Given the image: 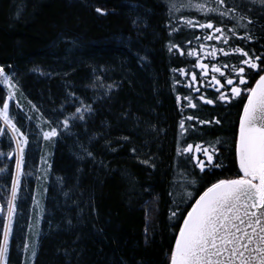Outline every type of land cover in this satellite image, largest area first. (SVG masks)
I'll return each instance as SVG.
<instances>
[{
  "label": "trees",
  "instance_id": "16d2710c",
  "mask_svg": "<svg viewBox=\"0 0 264 264\" xmlns=\"http://www.w3.org/2000/svg\"><path fill=\"white\" fill-rule=\"evenodd\" d=\"M181 1L0 0V66L18 81L10 116L29 139L8 264H23L43 130L55 127L58 135L33 264H168L179 217L193 199L211 183L240 175L233 144L237 114L212 125L227 133L216 143L220 167L201 173L177 154V142L186 143L176 101L179 75L172 71L179 58L168 48L182 15V7L172 5ZM236 1L253 21L248 31L264 59V5ZM6 97L0 84V106ZM87 106L83 120L73 118L77 107ZM11 136H0V152L15 148ZM0 168L6 169L0 172L2 240L15 157L0 156ZM177 204L178 217L170 219Z\"/></svg>",
  "mask_w": 264,
  "mask_h": 264
},
{
  "label": "snow or ice",
  "instance_id": "6c2138e0",
  "mask_svg": "<svg viewBox=\"0 0 264 264\" xmlns=\"http://www.w3.org/2000/svg\"><path fill=\"white\" fill-rule=\"evenodd\" d=\"M214 2L218 5L217 8H206L204 4H196L194 7L197 11L203 12L205 16L216 13L221 18L226 17L228 12L235 11L234 7L226 8L225 11L220 10V7L225 6V0H214ZM260 2L264 5V0ZM172 7L176 6L172 5ZM96 11L105 14L100 8H96ZM229 19H235V17H229ZM252 22L251 19L248 20L249 24ZM183 23L189 28L210 30L203 37H195L197 41L203 39L216 40L223 44L229 43L230 37L225 33L224 28L215 26L211 20L199 22L185 19ZM237 27H246V25H233L228 32L236 36ZM172 31L178 32L179 29L173 28ZM237 38L241 41L252 39L248 34L237 36ZM187 43L191 45L192 41L189 40ZM198 47L199 52L195 48H190L187 56L196 57L193 67L200 70L202 77L207 78L211 73L207 86L212 87L219 94L216 100L200 95L197 99L201 103L205 105H214L217 101L231 103L233 99H241L246 93V102L242 101L243 111L239 117L238 136L235 141V155L240 175L233 179H219L211 183L190 205V210L185 209L187 214L179 217L183 223L178 225L179 232L175 236V245L171 249L170 264H264V59L262 55L255 52L250 55L248 51L239 46L233 48L231 52L224 48H208L203 43H200ZM174 49L178 50L181 56L184 55V50L180 45L170 44L169 52ZM218 53H222L225 57L238 54L241 59L238 65L218 66L213 63L210 66L202 62V57H211L215 60ZM225 70L228 72L227 75ZM172 71L178 72L180 76L190 75L191 79L185 87L197 93L201 91L200 87H196L197 72L189 73L184 68L172 69ZM216 74L223 78V83ZM250 81H254V84ZM0 84L7 89V98L3 99L2 106H0V120L7 125V129L0 128V136L6 135L10 130L11 140L15 143V148L11 152L7 154L0 152V156H7L9 159L15 157V176L12 179L10 196L6 201L7 215L3 222V238L0 240V264H8L9 242L13 232V220L17 213L21 178L25 175V156L29 139L10 116L9 102L18 91L15 73L6 72L5 67L0 66ZM183 100L187 101V108L197 109V103L194 102L192 96H185ZM176 101L183 112L185 106L181 105L179 95L176 96ZM32 107L35 109V105ZM84 110L90 112L91 106L85 109L77 107L73 118L83 120ZM186 121L192 122V132L196 131L197 126L221 123L219 119L208 121L196 115L184 116L179 121V129L180 135L185 138L189 132ZM62 124L67 129L70 126V120L65 118ZM42 134L45 140H49L57 136L58 131L57 128L52 127L50 131H43ZM177 154L189 159L201 173H210L211 170L221 166L214 161L218 148L212 143L205 144L204 141H200L193 144L189 142L186 147H181L178 141ZM4 171L6 169L0 168V172ZM188 197L190 199L192 193H188ZM3 212L4 206L0 205V213ZM179 212L180 207L177 204V208L171 212L170 219L178 217ZM23 247L27 251L29 245L25 244ZM35 255V251H32V257Z\"/></svg>",
  "mask_w": 264,
  "mask_h": 264
},
{
  "label": "flooded vegetation",
  "instance_id": "af4514ba",
  "mask_svg": "<svg viewBox=\"0 0 264 264\" xmlns=\"http://www.w3.org/2000/svg\"><path fill=\"white\" fill-rule=\"evenodd\" d=\"M206 8L211 7V8H217L218 5L214 2V0H206ZM236 0H225V6L220 7L221 11H225L226 8H235L234 12H228L226 17L221 18L218 16L216 13H211L208 16H205L203 12L197 11L194 8H181L182 15H180L176 20L174 21V27L173 28H178V32H174V44L180 45V47L184 50V55L181 56L179 54L178 50H173L177 52L178 55V61H177V67L176 69L179 68H184L186 69L189 73L192 71L197 72V84L196 87H200L201 91L199 93L195 92L193 89H190L188 87H185V85L190 81L191 77L190 75L188 76H180L178 72H176L179 75V83L178 86L181 88V92L179 93V96L181 97V105H184L185 107L183 108V116L187 115H196L200 119L203 120H208V121H213L214 119H220V117L223 118H229V117H235L237 114V119H236V126L234 130V137H233V144H234V153H235V140H236V134H237V125H238V118L241 112V109L243 107V102H245L246 99V93L241 99H233L231 103H224V102H219L217 101L214 105H205L201 103L197 98L200 95H205L209 99L216 100L217 96L219 95L214 91V89L210 86H207V80H210L211 78V73L207 78L202 77L200 75V70L195 69L193 65L196 62V57H188L187 56V51L190 48H195L199 52V47L198 45L200 43H203L206 45V47L211 48V47H216V48H224L226 51L231 52V50L237 46L242 47L245 51H248L250 55L252 52H255L258 55H262L263 59V51L261 48V45L256 44L255 41L253 40V36L249 33L248 31V19H246L244 16H242V11L237 9L236 3H234ZM237 2V1H236ZM208 4V5H207ZM229 17H235V19H229ZM241 17H244L246 21L242 22ZM185 19H192L193 21H199V22H206L207 20H211L215 26L217 27H223L225 33L230 37L229 43L228 44H223L220 41L212 40V41H207L201 39L200 41H197L195 37H203L208 34V31L210 30H203L199 28H189L187 25L183 23ZM246 25V27H237V35L233 36L231 33L228 32V29L232 28L233 25ZM245 34H248L252 37L251 41L244 40L241 41L240 39L237 38V36H244ZM191 40L192 43L189 45L187 42ZM202 56V53H201ZM241 57H239L238 54L234 55H229L227 57L223 56L222 53L217 54V58L215 60L211 59V57L208 58H203L202 57V62L203 63H208L210 66L213 63H216L218 66H222L224 64H229V65H238ZM224 70V69H222ZM226 75L228 74L227 70ZM218 79H221V82L223 83L224 80L219 76V74H216ZM233 78L234 75H233ZM258 78V77H256ZM251 84H254V81H250ZM224 90V89H222ZM185 96H192L194 102L197 103V109L193 110L190 108L186 107L187 101L183 100V97ZM243 101V102H242ZM181 109V107L179 106ZM212 124H206L204 126H197L196 131L192 132L191 131V125L192 122L186 121V127L189 128V132L187 133V137H183V140L186 141L184 147H186L187 143L191 142L193 144L204 141L205 144L212 143L216 145L217 141H220L221 138H223L224 134H227L225 130L222 131H215L212 127ZM219 126V124H218ZM228 134H232L231 132H228ZM217 147V146H216ZM218 148V153L220 146ZM216 159V156L214 157V161ZM236 159V158H235Z\"/></svg>",
  "mask_w": 264,
  "mask_h": 264
},
{
  "label": "rangeland",
  "instance_id": "374dc122",
  "mask_svg": "<svg viewBox=\"0 0 264 264\" xmlns=\"http://www.w3.org/2000/svg\"><path fill=\"white\" fill-rule=\"evenodd\" d=\"M172 1H175V0H172ZM247 1H251V2L259 1L260 2V0H247ZM206 3H207L206 0H182L179 4H177L175 6L187 8V9L188 8L196 9L194 7L196 4H204L206 6ZM2 86L5 88L4 85H2ZM6 91H7V89H6ZM16 97H17V91H16V94L12 100H15ZM27 106H28V108H27L28 113H30V115H32V116L34 115L33 118L36 121V123L39 125L40 128H44V126H45L44 120L36 112H34V108L31 105L28 104ZM0 123H1V126L3 128L7 127V125H5L2 120H0ZM43 131H50V130H43ZM43 131H42V133H43ZM52 139L53 138H51L49 140H45L46 144H45V147H44L41 159H40L39 180H38L37 189H36L35 194H34L32 219L30 222L29 233H28L27 241H26V244L29 245V248L27 251L24 250L23 264H33L35 257H32V251H35V253H36L37 249H38L39 230H40V223L42 220V213H43V202H44V197H45V193H46V182H47V176H48L49 169H50V159H51V154H52ZM14 176H15V170H14ZM188 193H192V196L194 194L191 191L187 192L186 198H188V199H184L186 202L192 198L191 197L189 199Z\"/></svg>",
  "mask_w": 264,
  "mask_h": 264
},
{
  "label": "water",
  "instance_id": "95a60500",
  "mask_svg": "<svg viewBox=\"0 0 264 264\" xmlns=\"http://www.w3.org/2000/svg\"><path fill=\"white\" fill-rule=\"evenodd\" d=\"M104 13V12H103ZM258 79V78H257ZM245 102H246V99H245ZM242 111H243V107H242V109H241V112H240V115L242 114ZM240 115H239V117H240ZM6 129H7V127H5ZM238 129H239V118H238V125H237V134H236V138H237V136H238ZM9 132H10V134H11V131L10 130H8ZM12 135V134H11ZM236 141V140H235ZM235 158H236V155H235ZM236 164H237V167H238V170H239V165H238V162H237V160H236ZM198 169V168H197ZM199 170V169H198ZM209 187V186H208ZM204 190H206V188L204 189ZM204 190H202L194 199H193V201L191 202V204H193L194 202H195V200L196 199H198L199 198V195H201L202 193H203V191ZM190 204V205H191ZM190 205H189V207H188V209L187 210H190ZM187 213L185 212V214L184 215H186ZM183 223V221L181 220V223H180V225ZM178 232H179V228H178V231H177V234L176 235H178ZM174 245H175V239H174V243H173V246H172V248L174 247ZM168 264H170V259H169V263Z\"/></svg>",
  "mask_w": 264,
  "mask_h": 264
}]
</instances>
